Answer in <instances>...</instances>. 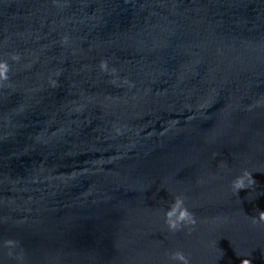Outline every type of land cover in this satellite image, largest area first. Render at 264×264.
Segmentation results:
<instances>
[{
	"label": "water",
	"instance_id": "water-1",
	"mask_svg": "<svg viewBox=\"0 0 264 264\" xmlns=\"http://www.w3.org/2000/svg\"><path fill=\"white\" fill-rule=\"evenodd\" d=\"M0 65V264H264V0H0Z\"/></svg>",
	"mask_w": 264,
	"mask_h": 264
},
{
	"label": "clouds",
	"instance_id": "clouds-1",
	"mask_svg": "<svg viewBox=\"0 0 264 264\" xmlns=\"http://www.w3.org/2000/svg\"><path fill=\"white\" fill-rule=\"evenodd\" d=\"M3 71H6V68L0 65V75H3ZM253 183V174L245 170L231 181L232 193L238 196L241 190L248 188ZM261 220L264 221V213L261 214ZM165 222L169 226V230L173 232L180 230L182 225H193L196 223V220L185 205L184 197H177L174 203L170 205L169 209L165 212ZM169 258L173 261V264L176 261H181L182 264H189V259L180 252L171 254Z\"/></svg>",
	"mask_w": 264,
	"mask_h": 264
}]
</instances>
